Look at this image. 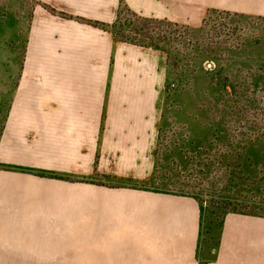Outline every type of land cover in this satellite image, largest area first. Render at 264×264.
<instances>
[{"label": "crops", "instance_id": "obj_1", "mask_svg": "<svg viewBox=\"0 0 264 264\" xmlns=\"http://www.w3.org/2000/svg\"><path fill=\"white\" fill-rule=\"evenodd\" d=\"M38 2L0 134V264H201L197 201L139 184L157 167L167 55L112 27L122 8L199 26L211 10L264 17V0ZM243 258L264 264V223L230 215L207 264Z\"/></svg>", "mask_w": 264, "mask_h": 264}, {"label": "rangeland", "instance_id": "obj_2", "mask_svg": "<svg viewBox=\"0 0 264 264\" xmlns=\"http://www.w3.org/2000/svg\"><path fill=\"white\" fill-rule=\"evenodd\" d=\"M39 7L38 0H0V134ZM117 19L118 40L159 45L167 55L157 167L139 184L197 201L198 258L207 264L228 216L264 223V17L211 10L199 26L127 11Z\"/></svg>", "mask_w": 264, "mask_h": 264}, {"label": "trees", "instance_id": "obj_3", "mask_svg": "<svg viewBox=\"0 0 264 264\" xmlns=\"http://www.w3.org/2000/svg\"><path fill=\"white\" fill-rule=\"evenodd\" d=\"M124 11H127V12H129V13H131V14H133L134 16H137V17H140L139 15H137L136 13H133V12H131L129 9H126V8H122L121 10H120V12H119V14H118V18H119V16H120V14L122 13V12H124ZM118 20V19H117ZM117 22V21H116ZM115 25V24H114ZM137 44V43H136ZM148 46H150V47H153V48H157V49H161V50H163V51H166L163 47H161V46H159V45H149L148 44ZM169 55V54H168Z\"/></svg>", "mask_w": 264, "mask_h": 264}]
</instances>
